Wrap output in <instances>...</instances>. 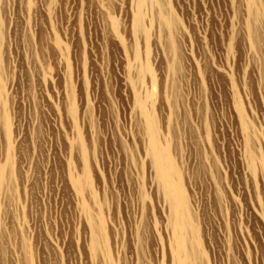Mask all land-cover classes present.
Here are the masks:
<instances>
[{
	"label": "rangeland",
	"instance_id": "obj_1",
	"mask_svg": "<svg viewBox=\"0 0 264 264\" xmlns=\"http://www.w3.org/2000/svg\"><path fill=\"white\" fill-rule=\"evenodd\" d=\"M184 255L264 264V0H0V264Z\"/></svg>",
	"mask_w": 264,
	"mask_h": 264
},
{
	"label": "bare ground",
	"instance_id": "obj_2",
	"mask_svg": "<svg viewBox=\"0 0 264 264\" xmlns=\"http://www.w3.org/2000/svg\"><path fill=\"white\" fill-rule=\"evenodd\" d=\"M144 1L145 0H141V3H144ZM136 23L138 27L141 26V15H137ZM149 123L151 127L148 128L152 139L150 151L153 158V164L158 171L159 179L165 184V188L168 192V197L169 199L171 198L170 201L174 206L175 220H173V226L176 232L178 248L182 255L185 252L186 243H188L187 242L188 220L186 221V219H184L182 216V209L186 205V200L183 198V194H182L183 191L180 189L179 183L173 180L172 174L177 173L174 162L166 153V151L159 146L156 129L154 127L155 122L151 121L150 119ZM95 242L94 244L96 245ZM189 260L190 258L184 255L182 259V263L188 264Z\"/></svg>",
	"mask_w": 264,
	"mask_h": 264
}]
</instances>
